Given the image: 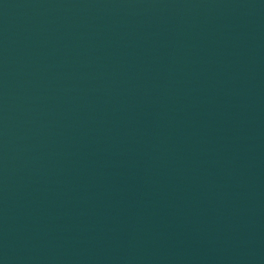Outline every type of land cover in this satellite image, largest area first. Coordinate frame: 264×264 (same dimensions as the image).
<instances>
[{
	"label": "water",
	"instance_id": "1",
	"mask_svg": "<svg viewBox=\"0 0 264 264\" xmlns=\"http://www.w3.org/2000/svg\"><path fill=\"white\" fill-rule=\"evenodd\" d=\"M0 264H264V0H0Z\"/></svg>",
	"mask_w": 264,
	"mask_h": 264
}]
</instances>
